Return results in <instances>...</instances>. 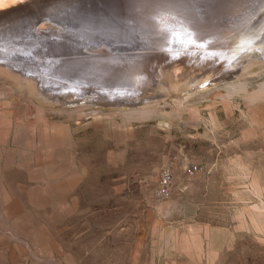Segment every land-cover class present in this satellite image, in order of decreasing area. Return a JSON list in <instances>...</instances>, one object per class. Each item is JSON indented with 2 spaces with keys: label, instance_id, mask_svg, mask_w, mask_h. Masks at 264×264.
<instances>
[{
  "label": "rangeland",
  "instance_id": "374dc122",
  "mask_svg": "<svg viewBox=\"0 0 264 264\" xmlns=\"http://www.w3.org/2000/svg\"><path fill=\"white\" fill-rule=\"evenodd\" d=\"M231 1L217 7L230 10ZM256 4L218 7V21L191 9L202 41L170 32L110 48L102 39L49 37L92 51L73 56L93 67L66 63L57 73L0 60V264H264V26L255 32ZM254 42L258 54L239 60V48ZM110 52L119 55L102 57ZM87 79L90 89L65 83Z\"/></svg>",
  "mask_w": 264,
  "mask_h": 264
},
{
  "label": "bare ground",
  "instance_id": "6f19581e",
  "mask_svg": "<svg viewBox=\"0 0 264 264\" xmlns=\"http://www.w3.org/2000/svg\"><path fill=\"white\" fill-rule=\"evenodd\" d=\"M256 2H257V4H256ZM263 2H264V0H233V1H231V3H229L231 11L226 6V4L222 8L221 3H220V6L218 5V7H221V9H224L226 6V8H228L227 11L229 10L230 11L229 13H231V12H234L236 10H241L242 7H244V6H245L243 8L244 10L250 7L251 11H252L253 8L251 7V5L256 4L257 6H253V7L258 8V11H261V13L259 14V17L261 19L262 17L264 18V3ZM248 5H250V6L248 7ZM167 6H169V7H167ZM134 7L138 10V12L141 13V17H138V19H137V17L135 18V16L134 17L132 15L130 16L131 11L134 12V14H135ZM154 7L160 8V10H161V14L156 13L157 19L153 18L154 13H155V12L153 13V11L155 10ZM218 7H217V0H0V43H1L0 44V60L2 58L5 59V57L10 59L11 62H13L15 60L16 62L13 64H15L16 66H17V64L20 66H24L25 69H29V68L32 69L33 66L42 65L41 67H44L45 71L46 70L51 71L53 69L57 73L64 72L67 70L68 67H66L67 66L66 63H71V65L75 63L76 67H78L79 65L83 66V65H87V64H89L91 67H93V62H87V61H90V59L78 58V57L73 56V55L78 54L80 52L85 53V52L90 51V50H86V49L84 50L83 48L80 49L78 46L77 47H72L70 45L68 46V45H66V43H64L65 41L64 42H58L56 44L49 38L51 36H61V37H64L65 39L71 40L73 42H76V43L82 42L83 44L88 43L89 40H93L91 42H95V40L102 39V43H105V45H107L110 48H111V45L118 44L120 41L121 42L123 41L125 43L128 42L131 45V44L137 43L139 41L145 42L153 34L169 35L170 32L175 34L173 36V38H175V39L178 37L182 40L183 39L188 40L189 38H187V37L189 36L194 41H202V39H200L198 37L199 33L196 31L197 30L196 23L192 20L194 18H192L193 16L191 15V9L194 10V13H195V10L196 11L199 10L200 13L203 12L202 15L205 12L206 13L208 12V16L214 14V16H215L214 19H217L218 15L216 17V13H214V12L220 11V8H218ZM179 8H181V9H179ZM226 8H225V11H226ZM248 11H250V10H247V12ZM251 11H250L249 15H252ZM247 12H245V13H247ZM148 13H151V15ZM256 13H254V14H256ZM152 14H153V16H152ZM198 14H197V16H198ZM241 14L244 16L243 13H241ZM125 15H128V16H125ZM204 15H206V14H204ZM204 15H203V17H205V18L208 17V16L206 17ZM243 16H242V18H243ZM199 17H200V15H199ZM220 18H222V17H220ZM240 18H241V16H240ZM263 18H262V20L259 19V20L255 21L256 23L259 22V26L257 27L258 29L256 28L257 30L255 32H257L258 30L259 31L261 30V29H259V28H262L261 23H263V26H264V19ZM214 19L212 18L210 20H214ZM231 19H233V18H231ZM250 19H252V17H250ZM200 20H198V21H200ZM237 20L238 19H236L235 21H237ZM253 20H255V19H253ZM217 21H218V19H217ZM212 22L216 24V22H214V21H212ZM255 22H254V24H255ZM246 24H248V23H246ZM37 25L39 27H40V25L46 26V28L49 31L46 33H43V32L41 33V31H39L40 28H39V30L38 29L35 30V27ZM249 25H251V24H249ZM117 26H119V27H117ZM43 28H45V27H43ZM218 29H220V28H218ZM63 30H65L68 33L63 32ZM247 30L250 31L249 29H247ZM220 33H222V32H220ZM251 34H253V33H251ZM74 35L83 36V39L80 40L77 37L75 38ZM180 39L178 40L179 42H181ZM246 39H247V37H246ZM249 39H254V38L250 37ZM262 40H264V39H262ZM182 42H185V41H182ZM187 43H189V41L185 42V44H187ZM190 43H192V42L190 41ZM258 43L261 44L260 42H258ZM258 43L254 42V44H249V43L243 44L239 49H244L245 51L240 53L239 57L237 56L239 58V60L244 61L247 58L249 59L250 56H252L254 54H258V50L260 49V46L258 47ZM52 44H54V45H52ZM64 44H65V47L60 46V45H64ZM71 44H72V42H71ZM27 45H29V47H27ZM173 46H175V45H173ZM211 46L209 45V47H211ZM4 48H6V50H3ZM32 48H35L38 51L35 52L34 50H32ZM202 48H204L203 45H202ZM28 49L32 50V51H30L31 53L27 52ZM53 49L55 51H58V53H55ZM130 49H132V48H130ZM130 49L127 48L124 50H130ZM51 51H53L54 54H51ZM112 51L117 52L118 50L115 49V51H114L112 49ZM205 51H207V50H205ZM97 52H99V51H97ZM3 53H5V56L3 55ZM87 53L91 54L92 51L87 52ZM110 53L109 54L108 53L102 54V57L104 56L106 58V57L110 56L108 58L113 59L111 57H114L115 54L113 56H111L112 53L111 54ZM260 53L264 54V48ZM63 54H66L68 57H65V58H62L59 60H55L57 58L49 60V61L43 60V59L41 60V58L47 57L50 59V58L57 57V56L63 55ZM34 55L36 58L34 57ZM118 55H119V53H116L115 57H118ZM22 56H24V57H22ZM81 56H82V54H81ZM143 56H144L143 53L141 56H137V54L135 53V54H131L129 57H131V58L135 57V59L137 57H139L140 60H146V59H143ZM87 58H88V56H87ZM97 58H98V55H97ZM30 59H32V60H30ZM127 59H128V57H127ZM234 60H236V59H234ZM98 61H99V59H98ZM108 62H109V60H108ZM116 62H117V60H116ZM4 63H5V61L3 62V64ZM118 63H120V62H118ZM75 66H73V67H75ZM103 67H106V68L109 67L110 68L111 65H109L107 62L106 63L104 62L103 65L100 66V68H103ZM121 67H120V69H121ZM230 67H231V65H230ZM117 68H116V70H117ZM143 68H144V66H143ZM151 68H152V66H151ZM120 69H118V70H120ZM40 70L41 69L38 68V71H40ZM84 70H86V69L80 68V71H84ZM127 70H128V68H127ZM151 70L153 73V69H151ZM35 72H37V71H35ZM104 73H106V72H104ZM141 73H144V74L142 75ZM141 73H140L142 75L141 79L145 78V76L147 74H145V72H141ZM40 74H42V73H39L37 76L40 77ZM35 75H36V73H35ZM116 76H117V73H116ZM124 76H125V74H124ZM148 76H150V75H148ZM36 77H34V78H36ZM89 78H91V77H89ZM100 80L97 79L96 81L100 82ZM91 81L92 80L87 79V80H79L78 84H76V83L72 84L71 82L70 83L65 82V83L70 84V86L72 88L75 87V89L77 88L78 90H83L85 88L90 89L89 87H90ZM94 83H96V82L94 81ZM95 87H96V85H95ZM138 88L139 87H137V89ZM110 89H112V88H110ZM133 91H136V89ZM110 94L116 95L119 93L110 92ZM256 207L258 208V206H256Z\"/></svg>",
  "mask_w": 264,
  "mask_h": 264
},
{
  "label": "built area",
  "instance_id": "2783aa9c",
  "mask_svg": "<svg viewBox=\"0 0 264 264\" xmlns=\"http://www.w3.org/2000/svg\"><path fill=\"white\" fill-rule=\"evenodd\" d=\"M194 169H195V167H194L193 165H188L187 168H186V172L191 174V173L194 172ZM166 192H167V188H166L165 185L163 184V185L161 186L160 193H161V194H164V193H166Z\"/></svg>",
  "mask_w": 264,
  "mask_h": 264
}]
</instances>
